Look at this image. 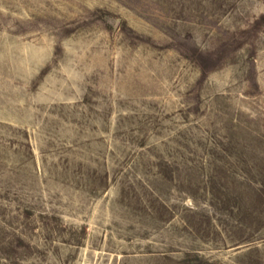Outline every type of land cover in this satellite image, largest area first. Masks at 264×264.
<instances>
[{
	"label": "rangeland",
	"instance_id": "rangeland-1",
	"mask_svg": "<svg viewBox=\"0 0 264 264\" xmlns=\"http://www.w3.org/2000/svg\"><path fill=\"white\" fill-rule=\"evenodd\" d=\"M0 264H264V0H0Z\"/></svg>",
	"mask_w": 264,
	"mask_h": 264
}]
</instances>
